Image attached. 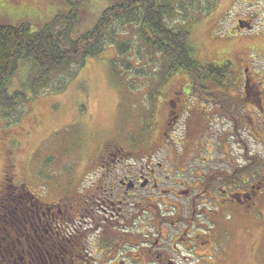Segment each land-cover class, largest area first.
Wrapping results in <instances>:
<instances>
[{"label":"flooded vegetation","instance_id":"1","mask_svg":"<svg viewBox=\"0 0 264 264\" xmlns=\"http://www.w3.org/2000/svg\"><path fill=\"white\" fill-rule=\"evenodd\" d=\"M246 97L192 92L183 76L160 101L157 141L147 137L150 124L140 140H107L55 195L9 180L0 189V264H216L233 230L258 237L248 251L264 259V159L252 157L259 168L249 171L247 152L230 149L246 131L259 141L244 124L257 122ZM213 123L229 127L215 150Z\"/></svg>","mask_w":264,"mask_h":264},{"label":"rangeland","instance_id":"2","mask_svg":"<svg viewBox=\"0 0 264 264\" xmlns=\"http://www.w3.org/2000/svg\"><path fill=\"white\" fill-rule=\"evenodd\" d=\"M107 2L85 3L77 30L90 28ZM180 5L185 6L179 7V14L168 25L175 30L186 27L192 56L198 63H214L222 69L221 83L209 90L246 93L247 102L254 105L256 124H244L254 126L259 141L246 131L241 134L245 144L231 143L230 149L233 155L246 151L248 170L255 172L259 167L252 157L264 159V0H180ZM65 8L61 0H0V21L27 22L37 28ZM247 20L253 29L239 30ZM116 46L108 45L99 57L86 59L81 67H71L76 73L61 89L39 92L11 117L0 116V189L7 187L9 180L15 184L25 181L35 193L55 195L64 188L75 163H90L107 140H140L147 124L152 125L147 137L160 139L164 112L160 101L176 79L188 76L179 71L161 87L164 62L160 57L135 42L129 44L124 55L117 52ZM112 60L116 61L114 72L109 68ZM223 62H228V67L223 68ZM245 75L249 76L248 82L243 79ZM25 76V72L14 76L9 90L18 89ZM249 105H243L242 111L249 113ZM212 126L216 131L212 138L215 150L217 138H223L229 127L219 123ZM8 222L16 225L14 217ZM239 226L241 222L233 228ZM236 231H232L233 240L226 253L217 257L216 264H264V259H252L247 247L258 237L243 238Z\"/></svg>","mask_w":264,"mask_h":264},{"label":"trees","instance_id":"3","mask_svg":"<svg viewBox=\"0 0 264 264\" xmlns=\"http://www.w3.org/2000/svg\"><path fill=\"white\" fill-rule=\"evenodd\" d=\"M88 1L61 0L66 8L37 28L27 22L0 21L2 118L11 117L39 92L61 89L76 73L71 67H81L86 59L99 57L113 43L122 55L135 42L160 57L164 62L161 87L179 71L190 79L192 92L206 93L221 83L222 69L214 63L200 64L193 58L186 27L175 30L168 25L179 14V7L185 6L180 5V0H106L91 27L79 32L83 6ZM114 62L109 65L113 72ZM228 65L223 62L221 66ZM20 72L26 73L25 78L18 83V89L10 91L13 77Z\"/></svg>","mask_w":264,"mask_h":264},{"label":"water","instance_id":"4","mask_svg":"<svg viewBox=\"0 0 264 264\" xmlns=\"http://www.w3.org/2000/svg\"><path fill=\"white\" fill-rule=\"evenodd\" d=\"M244 25L240 24V27L242 28Z\"/></svg>","mask_w":264,"mask_h":264}]
</instances>
